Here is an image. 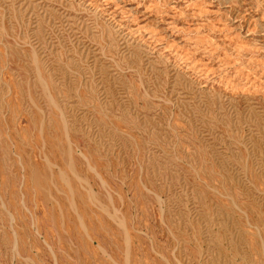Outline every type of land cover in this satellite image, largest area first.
<instances>
[{
  "label": "rangeland",
  "instance_id": "374dc122",
  "mask_svg": "<svg viewBox=\"0 0 264 264\" xmlns=\"http://www.w3.org/2000/svg\"><path fill=\"white\" fill-rule=\"evenodd\" d=\"M0 264H264V0H0Z\"/></svg>",
  "mask_w": 264,
  "mask_h": 264
}]
</instances>
